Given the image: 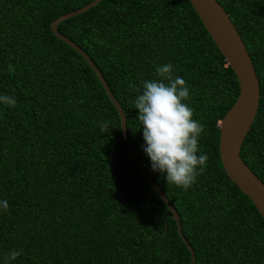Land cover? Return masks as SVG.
Returning a JSON list of instances; mask_svg holds the SVG:
<instances>
[{
  "label": "trees",
  "instance_id": "1",
  "mask_svg": "<svg viewBox=\"0 0 264 264\" xmlns=\"http://www.w3.org/2000/svg\"><path fill=\"white\" fill-rule=\"evenodd\" d=\"M93 0H0V264H188L175 222L128 156L119 117L81 56L50 32L57 17ZM251 60L258 108L239 156L264 185V0H215ZM57 31L93 62L125 119L127 139L175 209L193 264H264V223L225 176L218 122L238 87L187 0H103ZM171 62L205 125L209 157L183 190L153 171L134 101ZM15 67L10 73L8 65ZM107 128L101 131L100 124Z\"/></svg>",
  "mask_w": 264,
  "mask_h": 264
},
{
  "label": "water",
  "instance_id": "2",
  "mask_svg": "<svg viewBox=\"0 0 264 264\" xmlns=\"http://www.w3.org/2000/svg\"><path fill=\"white\" fill-rule=\"evenodd\" d=\"M102 1L93 0L77 10L57 17L49 25L50 32L57 40L63 42L81 56L94 73L105 95L117 112L120 132L128 156L133 160L140 173L168 209L171 219L175 222L177 234L190 254L188 264H193L194 254L181 233L177 213L136 158L132 146L127 139L124 115L103 77L82 50L61 35L56 29L60 22L85 13ZM187 2L221 55L226 66L232 71L238 87V93L233 104L218 122V156L222 170L229 181L251 202L264 223V185L248 169L239 156L243 140L257 112L259 100L258 80L239 34L220 5L215 0H187Z\"/></svg>",
  "mask_w": 264,
  "mask_h": 264
},
{
  "label": "clouds",
  "instance_id": "3",
  "mask_svg": "<svg viewBox=\"0 0 264 264\" xmlns=\"http://www.w3.org/2000/svg\"><path fill=\"white\" fill-rule=\"evenodd\" d=\"M10 73L15 72L12 64ZM158 79L144 80L142 88L129 83L137 92L134 101L138 109L137 120L142 127L143 150L151 161L153 171L166 174L167 185L188 190L207 168L209 157L200 154L199 140L205 125L194 119L195 110L186 101L190 90L186 81L174 74L171 62L156 67ZM0 103L15 108L14 96L0 94ZM105 131L107 123L100 124ZM9 203L0 200V210H9ZM22 254V250H10L3 259L10 264Z\"/></svg>",
  "mask_w": 264,
  "mask_h": 264
}]
</instances>
